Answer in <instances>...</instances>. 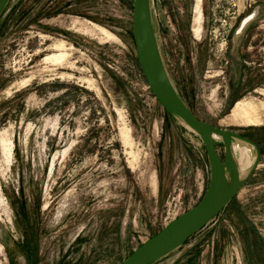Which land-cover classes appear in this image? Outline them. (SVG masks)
<instances>
[{
  "label": "rangeland",
  "instance_id": "obj_1",
  "mask_svg": "<svg viewBox=\"0 0 264 264\" xmlns=\"http://www.w3.org/2000/svg\"><path fill=\"white\" fill-rule=\"evenodd\" d=\"M198 3L195 33V0H150L165 70L199 120L250 140L259 160L152 264H264V0ZM132 5L9 0L0 16V264H121L204 195V145L146 87Z\"/></svg>",
  "mask_w": 264,
  "mask_h": 264
},
{
  "label": "water",
  "instance_id": "obj_2",
  "mask_svg": "<svg viewBox=\"0 0 264 264\" xmlns=\"http://www.w3.org/2000/svg\"><path fill=\"white\" fill-rule=\"evenodd\" d=\"M9 0H0V16ZM150 0H133L132 37L135 57L146 84L161 107L174 119L184 122L204 145L209 162L208 186L201 200L194 206L171 219L165 226L138 246L121 264H152L181 247L193 234L208 225L231 201L234 194L247 181L258 165L259 152L250 140L199 120L176 93L167 75L156 42L150 13ZM214 135L223 139L224 158L216 152ZM242 141L255 151V165L242 184L228 187L226 172L230 171L229 144Z\"/></svg>",
  "mask_w": 264,
  "mask_h": 264
},
{
  "label": "bare ground",
  "instance_id": "obj_3",
  "mask_svg": "<svg viewBox=\"0 0 264 264\" xmlns=\"http://www.w3.org/2000/svg\"><path fill=\"white\" fill-rule=\"evenodd\" d=\"M195 1L196 4L193 10L194 12L193 23H194L195 33H197L199 32L198 29L200 28L201 13L198 3L199 0H195ZM61 57H63L62 54L58 56V58ZM238 105L239 103L236 105V107H239ZM251 114H252L251 108L243 109V115L246 121L258 122L259 120L254 118V116ZM176 122L182 127L192 132V130L181 120L176 119ZM213 138L215 143L216 141H220L221 143H223L222 137L218 135H214ZM2 147L4 151H7L10 146L5 144L4 141H2ZM229 152H230V164H229L230 171L226 172L228 187L231 189V187L233 186V182H235L234 186L235 188H238L244 181V178L246 177L248 172H250V170L254 167L256 155L254 153V149L252 148V146L236 139L230 141Z\"/></svg>",
  "mask_w": 264,
  "mask_h": 264
}]
</instances>
